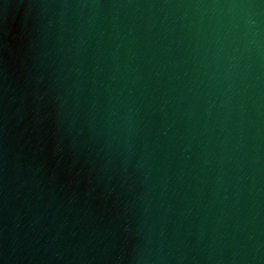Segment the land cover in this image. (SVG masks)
<instances>
[{
    "label": "water",
    "instance_id": "95a60500",
    "mask_svg": "<svg viewBox=\"0 0 264 264\" xmlns=\"http://www.w3.org/2000/svg\"><path fill=\"white\" fill-rule=\"evenodd\" d=\"M0 264H264V0H0Z\"/></svg>",
    "mask_w": 264,
    "mask_h": 264
}]
</instances>
